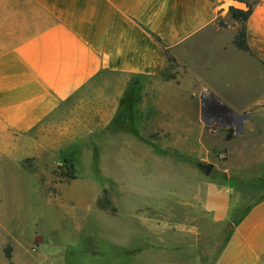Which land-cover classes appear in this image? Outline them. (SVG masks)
<instances>
[{"label": "crops", "instance_id": "crops-1", "mask_svg": "<svg viewBox=\"0 0 264 264\" xmlns=\"http://www.w3.org/2000/svg\"><path fill=\"white\" fill-rule=\"evenodd\" d=\"M229 7L246 10L236 0H0V166L20 171L14 158L31 155L36 130L75 132L94 115L108 126L134 92L147 102L139 113L168 117L182 149L205 150L197 167L221 151L225 183L209 184L202 201L230 231L213 264H264V199L239 221L231 210L240 182L264 183V0L245 24L249 53L232 43ZM203 93L243 118L209 131L213 144L199 125Z\"/></svg>", "mask_w": 264, "mask_h": 264}, {"label": "rangeland", "instance_id": "rangeland-1", "mask_svg": "<svg viewBox=\"0 0 264 264\" xmlns=\"http://www.w3.org/2000/svg\"><path fill=\"white\" fill-rule=\"evenodd\" d=\"M202 96L196 105L204 138L240 126L243 118ZM125 97L108 126L94 115L75 132L59 124L36 130L29 136L31 155L14 158L20 171L0 166V220L8 228L0 229V264L214 263L230 231L212 221L202 201L209 184L225 183L221 151L201 163L216 162L205 175L196 165L203 148L193 150L196 142L189 141L182 149L174 140L181 134L168 133L167 116H145L138 108L146 100ZM70 164L73 179L62 177ZM263 186L240 182L234 221L264 199Z\"/></svg>", "mask_w": 264, "mask_h": 264}, {"label": "trees", "instance_id": "trees-1", "mask_svg": "<svg viewBox=\"0 0 264 264\" xmlns=\"http://www.w3.org/2000/svg\"><path fill=\"white\" fill-rule=\"evenodd\" d=\"M236 1L244 4L246 7V10H240V9H236L234 7L228 8V14H229L230 19L233 20L236 25H238V29H237V32H236L234 38H233L232 43H233L234 47L237 48L238 50L249 53L250 49H249L248 43H247L245 24L252 14V9H253V5L255 4V1L254 2H251L250 0H236ZM218 25L222 29L226 28V25L221 21L218 23ZM154 41L160 47L165 48V45L162 43V41L159 38L154 37ZM133 93L134 92H131V94H130L131 99H134ZM125 99H129V97H125ZM123 104H124V106L126 105V108H127L130 103H128V100H123ZM64 164H67V162L65 161ZM65 173L66 174H64L62 177L67 178V179H73L74 178L76 171H75L72 164L68 165V168L66 169ZM100 210L106 211L105 209H102V208H100ZM111 215H113V214H111ZM3 253H4L5 259L10 260L11 248L9 246H6L4 248Z\"/></svg>", "mask_w": 264, "mask_h": 264}, {"label": "water", "instance_id": "water-1", "mask_svg": "<svg viewBox=\"0 0 264 264\" xmlns=\"http://www.w3.org/2000/svg\"><path fill=\"white\" fill-rule=\"evenodd\" d=\"M198 167L201 170H203L205 175H208L211 172L213 165L212 164H199Z\"/></svg>", "mask_w": 264, "mask_h": 264}, {"label": "flooded vegetation", "instance_id": "flooded-vegetation-1", "mask_svg": "<svg viewBox=\"0 0 264 264\" xmlns=\"http://www.w3.org/2000/svg\"><path fill=\"white\" fill-rule=\"evenodd\" d=\"M213 169V168H212Z\"/></svg>", "mask_w": 264, "mask_h": 264}]
</instances>
